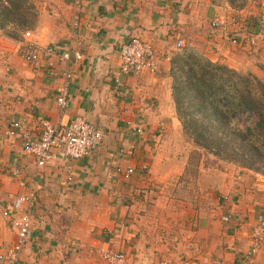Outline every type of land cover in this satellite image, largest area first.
Wrapping results in <instances>:
<instances>
[{
	"label": "crops",
	"instance_id": "obj_1",
	"mask_svg": "<svg viewBox=\"0 0 264 264\" xmlns=\"http://www.w3.org/2000/svg\"><path fill=\"white\" fill-rule=\"evenodd\" d=\"M29 2L33 40L81 59L28 66L17 56L22 35L12 40L0 33V212L19 196L36 199L28 207L32 232L21 263L101 264L100 252L110 250L123 253L126 264H238L264 215V177L202 153L197 179H186L196 150L175 115L168 61L155 74L123 75L118 50L128 33L170 57L177 40L185 45L192 37L209 61L264 79V0H246L241 8L225 0ZM64 71L69 103L60 109ZM76 120L100 130L101 144L78 160L54 151L42 169L17 135H5L12 121L38 138L44 123ZM117 167L133 168L134 175H116ZM15 234L0 215V254ZM250 264H264V243Z\"/></svg>",
	"mask_w": 264,
	"mask_h": 264
},
{
	"label": "trees",
	"instance_id": "obj_2",
	"mask_svg": "<svg viewBox=\"0 0 264 264\" xmlns=\"http://www.w3.org/2000/svg\"><path fill=\"white\" fill-rule=\"evenodd\" d=\"M245 1L225 0L231 8ZM35 18L29 0H0V30H8L6 38L18 40ZM168 64L175 114L193 147L264 177V80L187 50L168 56ZM248 120L250 125L241 129Z\"/></svg>",
	"mask_w": 264,
	"mask_h": 264
},
{
	"label": "built area",
	"instance_id": "obj_3",
	"mask_svg": "<svg viewBox=\"0 0 264 264\" xmlns=\"http://www.w3.org/2000/svg\"><path fill=\"white\" fill-rule=\"evenodd\" d=\"M81 0H73L75 6H79ZM78 19L73 18L72 26L77 27ZM211 27L216 28L218 24L212 22ZM127 33V32H126ZM127 39L120 44L118 56L120 59L119 72L123 75L138 76L143 73L155 74L159 68V62L168 61V56H162L157 49L152 48L143 42L137 36H131L127 33ZM233 43L234 40H233ZM183 47L182 40H177L174 44V50ZM17 54L19 58L28 66L37 65L42 59L51 60L56 58L61 63H67L71 58L76 61L81 56L72 50L63 48L60 45L42 46L37 44L30 32H24L19 42ZM65 80L64 87L58 92L56 103L60 109H66L69 103L67 95V84L70 80V74L67 71L62 73ZM139 132V131H137ZM6 136L17 135L22 146L24 154L29 157L36 168L42 169L52 159V152L57 151L58 157L69 160L82 159L96 149L103 140V134L94 126L87 124L83 120H76L68 125L52 126L44 123L43 129L38 138H33L24 126L18 121H12ZM145 170V167L142 168ZM114 173L129 178L134 175L133 168H115ZM19 170L12 171L13 176H17ZM33 195L19 196L11 204V209H5L0 215L5 220H10L15 229V242L4 253L0 254V264H22L20 257L32 232V221L29 213V206L35 201ZM227 196L221 198L222 203H226ZM25 210H21L23 206ZM223 222L228 219L223 218ZM239 230L243 227L239 226ZM264 243V215L251 227L250 244L239 258L238 264H250L251 259L259 252ZM101 264H126L125 255L121 252L110 250L101 251L99 254ZM159 264H169L161 262Z\"/></svg>",
	"mask_w": 264,
	"mask_h": 264
},
{
	"label": "rangeland",
	"instance_id": "obj_4",
	"mask_svg": "<svg viewBox=\"0 0 264 264\" xmlns=\"http://www.w3.org/2000/svg\"><path fill=\"white\" fill-rule=\"evenodd\" d=\"M6 31H8V30H5V31H1L0 30V33L2 34V35H5L7 32ZM28 31H30V29H28ZM3 32H5V34L3 33ZM9 33V32H8ZM192 38V37H191ZM187 39V41H186V44L185 45H183V47L182 48H180L179 50H175V51H172L171 52V55L172 54H175V53H178V52H181L182 50H187V51H190V52H193V53H196V54H198L199 55V49H197L198 47V44H197V42H195V41H193L192 39ZM237 43V42H236ZM18 49V48H17ZM201 55V54H200ZM17 56H18V54H17ZM229 68V67H228ZM231 69V68H230ZM234 70V69H233ZM236 71V70H235ZM237 72H239V71H237ZM239 73H248V72H239ZM250 73V72H249ZM254 75V74H253ZM255 76V75H254ZM257 78H259V77H257ZM259 79H262V78H259ZM262 80H264V79H262ZM176 115V114H175ZM177 118V117H176ZM178 120V119H177ZM250 125V120H248V121H246L245 123H243V124H240V128L241 129H244L246 126H249ZM187 138V137H186ZM188 139V138H187ZM190 140V139H189ZM191 141V140H190ZM191 144H192V142H191ZM193 146V145H192ZM194 148V147H193ZM196 150V149H195ZM201 152L200 151H193L192 153H191V155L189 156V165H190V168H189V170H188V172H186V179H188V178H192V180H193V178H195V179H197V172H196V170L194 169L195 167H196V165H197V163H199L200 162V160H201ZM205 154V153H204ZM208 155V154H207ZM210 157L211 158H213L211 155H210ZM215 159V158H214ZM216 161H218L217 159H215ZM209 162L211 163L212 162V164H211V166L213 165L214 166V164L215 163H213V161H210L209 159L206 161V164L207 165H209ZM215 162V161H214ZM218 162H220L221 164H223L222 166H225V167H227V168H230V169H232V168H235V169H237V168H239V169H242V168H240V167H237V166H234V165H231V164H228V163H225V162H222V161H218ZM217 165V164H216ZM243 170H245V169H243ZM248 171V170H247ZM253 173V172H252ZM260 176H262V175H260ZM263 177V176H262ZM190 184V187L189 188H192V183H189ZM194 185V184H193ZM192 193V189H191V191H190V194Z\"/></svg>",
	"mask_w": 264,
	"mask_h": 264
}]
</instances>
